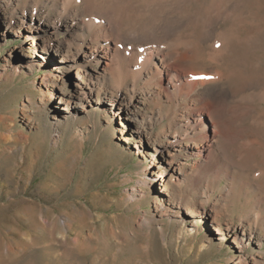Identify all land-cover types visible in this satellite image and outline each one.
<instances>
[{
	"label": "rangeland",
	"instance_id": "1",
	"mask_svg": "<svg viewBox=\"0 0 264 264\" xmlns=\"http://www.w3.org/2000/svg\"><path fill=\"white\" fill-rule=\"evenodd\" d=\"M0 264H264V0H0Z\"/></svg>",
	"mask_w": 264,
	"mask_h": 264
},
{
	"label": "bare ground",
	"instance_id": "2",
	"mask_svg": "<svg viewBox=\"0 0 264 264\" xmlns=\"http://www.w3.org/2000/svg\"><path fill=\"white\" fill-rule=\"evenodd\" d=\"M34 45H35V41H33V45L32 46H34ZM160 61L163 63V59H160ZM155 64H156V67H157V63L156 62H155ZM78 77H79V75H78ZM215 78L216 77H214L213 80H211V81L207 82V84H205V88L202 90V92L200 94L201 95L200 102H203L205 99H212L213 101H219L220 96H224V95L227 96L228 95V94L226 95L227 89L225 87V83H223L221 81V79L218 80L216 78V80H215ZM171 81H173V80H171ZM92 94H93V90L91 88H90V90H86L84 92H81V95H83L85 100H88V101H89V98H91ZM115 95L116 94L113 93V95L111 97V101H112V99L113 100L115 99ZM174 138H176V137L174 136ZM172 143H174V144H172L173 147L177 145V143H175V142H172ZM218 234H223L222 230H220V231L218 230Z\"/></svg>",
	"mask_w": 264,
	"mask_h": 264
}]
</instances>
